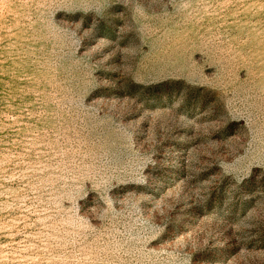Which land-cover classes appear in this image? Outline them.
Returning a JSON list of instances; mask_svg holds the SVG:
<instances>
[{
  "label": "rangeland",
  "instance_id": "rangeland-1",
  "mask_svg": "<svg viewBox=\"0 0 264 264\" xmlns=\"http://www.w3.org/2000/svg\"><path fill=\"white\" fill-rule=\"evenodd\" d=\"M0 264H264V0H0Z\"/></svg>",
  "mask_w": 264,
  "mask_h": 264
}]
</instances>
